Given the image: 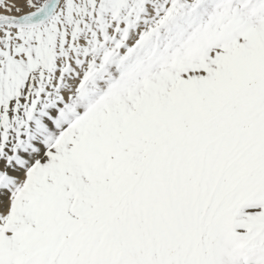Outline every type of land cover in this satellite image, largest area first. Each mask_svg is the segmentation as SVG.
Instances as JSON below:
<instances>
[{"label": "snow or ice", "instance_id": "obj_1", "mask_svg": "<svg viewBox=\"0 0 264 264\" xmlns=\"http://www.w3.org/2000/svg\"><path fill=\"white\" fill-rule=\"evenodd\" d=\"M0 264H264V0H0Z\"/></svg>", "mask_w": 264, "mask_h": 264}]
</instances>
